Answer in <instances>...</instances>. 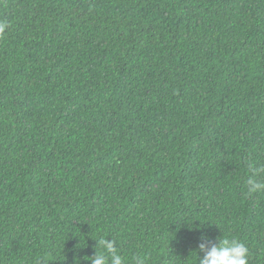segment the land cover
I'll return each instance as SVG.
<instances>
[{"label": "trees", "instance_id": "16d2710c", "mask_svg": "<svg viewBox=\"0 0 264 264\" xmlns=\"http://www.w3.org/2000/svg\"><path fill=\"white\" fill-rule=\"evenodd\" d=\"M0 264H264V0H0ZM264 182V173L256 177Z\"/></svg>", "mask_w": 264, "mask_h": 264}, {"label": "clouds", "instance_id": "9594fccd", "mask_svg": "<svg viewBox=\"0 0 264 264\" xmlns=\"http://www.w3.org/2000/svg\"><path fill=\"white\" fill-rule=\"evenodd\" d=\"M8 24L0 21V38L6 34ZM252 175L246 181L247 194L251 195L260 191H264V182H258L256 177L264 173V167L254 168L252 163L248 165ZM202 240L206 241L199 244V253L202 255L196 257L199 264H248L250 252L248 246L236 239H229L226 236L218 237L215 243L209 241L208 237L202 236ZM99 244L103 246L104 251L98 252L90 256L88 261L90 264H125L124 258L118 253L115 242L107 238H101ZM35 264H41L39 260ZM136 264H145L143 257H137Z\"/></svg>", "mask_w": 264, "mask_h": 264}]
</instances>
